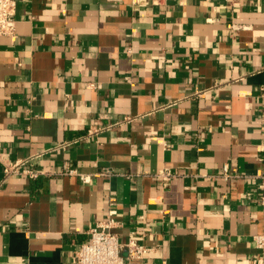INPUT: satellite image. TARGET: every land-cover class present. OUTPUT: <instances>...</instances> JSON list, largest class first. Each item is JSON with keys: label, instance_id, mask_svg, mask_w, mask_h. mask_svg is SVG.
Listing matches in <instances>:
<instances>
[{"label": "crops", "instance_id": "crops-1", "mask_svg": "<svg viewBox=\"0 0 264 264\" xmlns=\"http://www.w3.org/2000/svg\"><path fill=\"white\" fill-rule=\"evenodd\" d=\"M16 19L0 264H76L110 214L150 248L132 264H264V0H19Z\"/></svg>", "mask_w": 264, "mask_h": 264}, {"label": "built area", "instance_id": "built-area-1", "mask_svg": "<svg viewBox=\"0 0 264 264\" xmlns=\"http://www.w3.org/2000/svg\"><path fill=\"white\" fill-rule=\"evenodd\" d=\"M19 0H0V36H14L16 33L17 19L16 11ZM60 146V145H59ZM55 146L53 149H55ZM260 159L264 162V154ZM28 163V160H19L6 167L7 174L17 173L18 168ZM26 168V167H25ZM224 174L228 168L224 166ZM30 170L23 169V172ZM110 172V171H106ZM65 173L77 174L80 179L88 183L91 174L78 172L74 168H66ZM36 175L35 172H32ZM258 188L260 191L261 204V232L254 236V242L260 253L264 254V174L259 176ZM116 220L109 215L106 221L101 222L98 227L88 230L89 238L80 244L76 250V264H132L133 261L142 260L150 251V248L139 242L136 236L131 235L126 242H121L117 234L112 230ZM126 252L124 255L123 252Z\"/></svg>", "mask_w": 264, "mask_h": 264}]
</instances>
